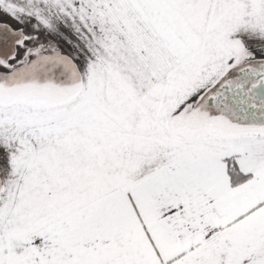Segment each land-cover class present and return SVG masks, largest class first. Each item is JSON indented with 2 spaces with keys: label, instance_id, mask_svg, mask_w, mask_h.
Masks as SVG:
<instances>
[{
  "label": "snow or ice",
  "instance_id": "1",
  "mask_svg": "<svg viewBox=\"0 0 264 264\" xmlns=\"http://www.w3.org/2000/svg\"><path fill=\"white\" fill-rule=\"evenodd\" d=\"M0 264H264V0H0Z\"/></svg>",
  "mask_w": 264,
  "mask_h": 264
}]
</instances>
